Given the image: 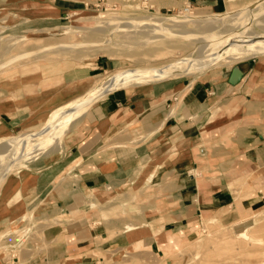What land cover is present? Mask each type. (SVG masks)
I'll return each mask as SVG.
<instances>
[{
  "label": "crops",
  "instance_id": "obj_1",
  "mask_svg": "<svg viewBox=\"0 0 264 264\" xmlns=\"http://www.w3.org/2000/svg\"><path fill=\"white\" fill-rule=\"evenodd\" d=\"M102 1L29 0V7L62 18ZM145 1L165 10L224 5ZM235 65L242 71L235 85L227 83L232 65L216 81L159 82L101 97L87 126L72 136L64 164L55 159L24 177L17 199L13 180L2 187L0 229L37 199L50 207L41 214L55 221L42 229L47 246L38 264H97L141 246L152 255L174 251L206 218L252 217L264 205V57ZM64 167L70 180L58 181L60 190L50 194ZM169 237L173 243L164 248Z\"/></svg>",
  "mask_w": 264,
  "mask_h": 264
},
{
  "label": "rangeland",
  "instance_id": "obj_2",
  "mask_svg": "<svg viewBox=\"0 0 264 264\" xmlns=\"http://www.w3.org/2000/svg\"><path fill=\"white\" fill-rule=\"evenodd\" d=\"M9 1L0 0V190L13 180L15 199L25 190L24 177L55 159L66 162L72 136L87 126L102 98L70 113L55 129L44 131L45 123L59 120L58 110L85 95L92 81L106 71L117 75L127 69L150 70L173 60L201 59L196 66L183 64V72L176 76L158 74L152 81L120 87L128 89L177 80L216 81L241 59L264 57V0L229 4L224 0L220 8L190 5L189 13L184 10L188 4L165 10L150 8L151 1L145 0H103L62 18L34 13L29 0ZM224 13V18L214 22ZM160 16L182 24L159 25L155 18ZM183 16L201 21L184 23ZM237 37L247 39L234 41ZM211 49L214 53L218 49L214 59L209 56ZM68 172L69 167H64V177L54 178L50 194L60 190L58 181L70 180ZM37 201L33 200L24 216L0 229V264H38L43 257L40 252L47 242L42 229L55 221L41 214L50 207ZM237 222L206 218L196 235L174 251L152 255L135 244L128 249L139 248L136 251L121 252L97 264H264V205L252 217ZM247 227L253 239L235 237ZM168 242L164 248L173 243L172 237Z\"/></svg>",
  "mask_w": 264,
  "mask_h": 264
},
{
  "label": "bare ground",
  "instance_id": "obj_3",
  "mask_svg": "<svg viewBox=\"0 0 264 264\" xmlns=\"http://www.w3.org/2000/svg\"><path fill=\"white\" fill-rule=\"evenodd\" d=\"M231 2H232V0H227L228 4L231 3ZM187 6H189V5H187ZM186 12L189 13L191 11L187 8ZM225 16H226V13L221 15V17L219 16L220 18L218 17V19H214V22L218 21L221 18H224ZM193 17L194 16H191V17L183 16L182 22H184V23H198L199 21H201V20L196 21V19H195V22H194V18ZM95 18H98V17L95 16ZM155 20L157 21V23L159 25H162V24H164V25H166V24L178 25L179 24V23H176V21L173 20L172 18H169V17H166V16L157 17V18H155ZM181 24L182 23H180L179 25H181ZM209 35H210V33H209ZM246 39L247 38H244V37H240V38L237 37L236 39H234V41L240 42V41H246ZM217 50H216L215 53L213 52L215 50H212L211 53L213 52V54H211L209 56L214 59L216 56H218L217 55L218 54ZM205 53H207V52H205ZM208 54H210V52H208ZM182 57H184V56H182ZM180 60H173V61H171L169 63L167 62L166 64L161 65L160 67H155V68H152L150 70H143V69H138V68L136 69L135 68L133 70L132 69H130V70L127 69L128 70L127 71L125 69L126 72L124 71V73L120 70V72L123 73V74H119V71H118V72H116V73H118L117 75L114 74V72H112L111 70L106 71V73L104 75H102V76H100V77H98V78H96V79H94L92 81V83L90 84V88L85 93V95H81V97L78 96L75 99L70 100V102L67 103V106L65 105L62 109L58 110L57 114H58V118H60V119L59 120L53 119L51 121L46 122L45 123L46 125L44 124L45 125L44 126V131L47 132V131H49L51 129H55L57 125H59L60 123H64L66 121V119H67V117H68V115L70 113H72V112L74 113V111H78L79 108H80V111L85 110L82 107L85 106V108H86V105L91 104L97 98L105 96V95H107L108 93H110L113 90H116V89H118L120 87H127V86H130V85H133V84H139V81L141 83H143L144 81L148 82L149 80L152 81V79L157 78L155 76L158 75V74L161 75V76H166V77L168 76L169 77L170 75L182 73L183 70L180 69V68H184L185 67V65L183 66V64L196 66V64H198V62L201 59L194 58V59H189L188 61H185V60L184 61H180ZM180 64H181V67L179 66ZM174 76H176V75H174ZM26 134L27 133H24V135H26ZM28 136H29V133H28ZM255 216H257V214ZM248 228L249 227L243 228L240 231H237L236 233L234 232L235 233V237L241 238L243 240L244 239H253L252 238V234H250Z\"/></svg>",
  "mask_w": 264,
  "mask_h": 264
},
{
  "label": "water",
  "instance_id": "obj_4",
  "mask_svg": "<svg viewBox=\"0 0 264 264\" xmlns=\"http://www.w3.org/2000/svg\"><path fill=\"white\" fill-rule=\"evenodd\" d=\"M241 76L242 71L238 69L237 65H233L230 68V73L227 77V83L229 85H235L241 79Z\"/></svg>",
  "mask_w": 264,
  "mask_h": 264
},
{
  "label": "built area",
  "instance_id": "obj_5",
  "mask_svg": "<svg viewBox=\"0 0 264 264\" xmlns=\"http://www.w3.org/2000/svg\"><path fill=\"white\" fill-rule=\"evenodd\" d=\"M188 5L190 6V4H188ZM189 6L184 5V10H186L187 8L189 9Z\"/></svg>",
  "mask_w": 264,
  "mask_h": 264
}]
</instances>
